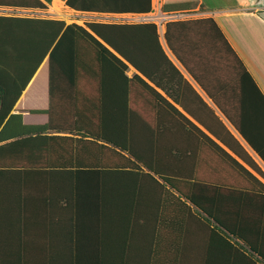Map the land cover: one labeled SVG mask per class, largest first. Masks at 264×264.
<instances>
[{
  "label": "crops",
  "instance_id": "obj_1",
  "mask_svg": "<svg viewBox=\"0 0 264 264\" xmlns=\"http://www.w3.org/2000/svg\"><path fill=\"white\" fill-rule=\"evenodd\" d=\"M136 1L111 3L112 13H84L68 0H46V11L4 5L0 15L155 23L183 78L156 85L133 66L127 74H140L164 99L153 104L139 96L140 116L155 120L171 179L202 207L166 185L180 199L168 196L145 176L112 179L121 185L109 188L101 207L97 197L83 198L79 185L95 178L41 169L79 162L29 160L28 174L0 176V264H264V160L243 135L264 150V0H199L183 14L164 13V0L138 13ZM207 19L221 34L200 23ZM168 32L197 78L171 50ZM21 84L10 83L13 93ZM49 91L45 59L10 113L12 99L4 104L0 94L4 126L14 115L26 126L48 124Z\"/></svg>",
  "mask_w": 264,
  "mask_h": 264
},
{
  "label": "trees",
  "instance_id": "obj_2",
  "mask_svg": "<svg viewBox=\"0 0 264 264\" xmlns=\"http://www.w3.org/2000/svg\"><path fill=\"white\" fill-rule=\"evenodd\" d=\"M120 1L68 0L67 5L84 13H112L111 3ZM198 1L164 0L163 11L188 13ZM4 5L34 11L48 9L46 0H0V7ZM135 5H143L142 12L138 13L152 10L151 0H137ZM200 23L211 24L221 34L213 19ZM167 41L197 78L186 54L179 52L169 32ZM45 59H49L50 108L46 110L49 123L26 126L21 116L14 115L4 126L7 116L0 117V176L28 174L31 167L27 164L33 159L71 160L80 164L46 165L41 169H46V173L58 170L95 178L97 181H82L79 185L83 187L82 197H97L101 207L107 206L109 188L121 185L111 180L130 176L149 177L164 186L168 196L177 197L166 187L169 185L202 207L171 179L169 164H165L169 160L162 158L158 151L160 136L154 133L155 120L141 117L139 113V96L143 95L153 104L155 100L164 101L141 75L156 85H162V80L183 78L164 50L155 23L86 22L80 25L42 17L0 15V94L4 104L6 99H12L7 113ZM130 66L141 75L129 77ZM17 82L22 84L13 93L10 83ZM15 126L19 127L17 132L9 133ZM243 135L264 160V150L251 136ZM244 172L250 174L247 170Z\"/></svg>",
  "mask_w": 264,
  "mask_h": 264
},
{
  "label": "rangeland",
  "instance_id": "obj_3",
  "mask_svg": "<svg viewBox=\"0 0 264 264\" xmlns=\"http://www.w3.org/2000/svg\"><path fill=\"white\" fill-rule=\"evenodd\" d=\"M212 9V7H211ZM210 9V10H211ZM76 20H78V24L83 25L86 22H102V23H121V21H114L112 19H101V18H88V17H83V18H77ZM46 79H47V71H46Z\"/></svg>",
  "mask_w": 264,
  "mask_h": 264
}]
</instances>
